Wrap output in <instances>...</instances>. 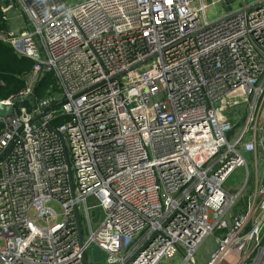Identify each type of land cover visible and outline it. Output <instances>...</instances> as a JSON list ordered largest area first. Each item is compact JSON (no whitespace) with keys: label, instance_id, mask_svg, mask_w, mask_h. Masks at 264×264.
<instances>
[{"label":"built area","instance_id":"2783aa9c","mask_svg":"<svg viewBox=\"0 0 264 264\" xmlns=\"http://www.w3.org/2000/svg\"><path fill=\"white\" fill-rule=\"evenodd\" d=\"M207 8L0 0V42L34 62L0 100L17 101L0 118V264H187L212 235L207 264H264V139L248 138L264 98V0L214 21ZM47 75L56 92L37 98ZM224 105L247 107L239 135Z\"/></svg>","mask_w":264,"mask_h":264},{"label":"rangeland","instance_id":"374dc122","mask_svg":"<svg viewBox=\"0 0 264 264\" xmlns=\"http://www.w3.org/2000/svg\"><path fill=\"white\" fill-rule=\"evenodd\" d=\"M205 3L208 5V8L206 10L207 18L210 21H214L220 17H222L225 13L229 11H237L242 6V0H204ZM257 0H248L249 2H255ZM215 3L214 6L210 5L211 3ZM198 6V5H197ZM195 6V7H197ZM22 18H20L19 21L12 20V22H21ZM243 109H247V107L239 106L237 108L230 109V114L236 118V129L234 132H236L237 135H239L242 131V129L245 127V117H242L239 121H237V117L239 116V112H241ZM264 98L262 101L258 104L255 110V117L259 114V120H261L259 123L264 124ZM258 125V124H257ZM258 130L255 132L257 134H261V139H264V126H258ZM251 131L249 130V133ZM253 132V131H252ZM253 171V170H252ZM246 177V168L243 167L242 169H239L233 173V175L228 179L227 183L224 185V189L226 191H234L237 192L241 188V186L244 184ZM253 177V175H252ZM90 204H93V199L89 200ZM32 220L36 221L37 216L36 212L33 211L31 214ZM103 219V216H101ZM95 227V226H93ZM217 247V242L215 236H209L207 237L203 243L199 246L198 250L195 252V254L191 257V260L187 264H207L209 259L211 258L212 254L214 253L215 249ZM168 264H184L185 259L184 255H178L177 257L167 260ZM167 264V263H166Z\"/></svg>","mask_w":264,"mask_h":264},{"label":"trees","instance_id":"16d2710c","mask_svg":"<svg viewBox=\"0 0 264 264\" xmlns=\"http://www.w3.org/2000/svg\"><path fill=\"white\" fill-rule=\"evenodd\" d=\"M8 22L0 12V30H7ZM34 66L31 59L18 57L14 50L0 42V100L18 94L25 87L26 75ZM56 92L55 80L51 75L43 77L35 87V97L42 98ZM29 106L30 104H26Z\"/></svg>","mask_w":264,"mask_h":264},{"label":"crops","instance_id":"0c3cea01","mask_svg":"<svg viewBox=\"0 0 264 264\" xmlns=\"http://www.w3.org/2000/svg\"><path fill=\"white\" fill-rule=\"evenodd\" d=\"M20 22H17V24H19ZM228 107L227 106H223V112H222V120L223 121H236V118L234 117V116H232L231 114H230V109H227ZM244 112L246 113V109L244 110ZM247 117V115L246 114H244L242 111L241 112H239V116L237 117V121H239L242 117ZM258 116V119H257V124L258 125H256V128L257 129H259L258 128V126H261L262 127V125L264 126V124H260L259 122L261 121V120H259V114L257 115ZM263 116H264V111H263ZM262 122V121H261ZM261 134L259 133V134H257V133H252V132H250L249 134H248V138H251V139H256V140H261V136H260ZM262 148H264V146L263 147H261V149ZM247 158L248 159H252V157H250V156H247ZM168 264V262L167 261H162L160 264Z\"/></svg>","mask_w":264,"mask_h":264},{"label":"water","instance_id":"95a60500","mask_svg":"<svg viewBox=\"0 0 264 264\" xmlns=\"http://www.w3.org/2000/svg\"><path fill=\"white\" fill-rule=\"evenodd\" d=\"M17 101L13 102L12 104H4L0 101V118H7L12 115L15 105ZM95 218L94 223L97 224L100 220L101 210L96 209L95 211ZM93 256L96 261H99L101 259V252L98 250L93 251Z\"/></svg>","mask_w":264,"mask_h":264}]
</instances>
